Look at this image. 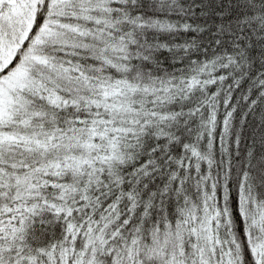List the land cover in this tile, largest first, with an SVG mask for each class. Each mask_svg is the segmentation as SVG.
Listing matches in <instances>:
<instances>
[{
    "label": "snow or ice",
    "instance_id": "snow-or-ice-1",
    "mask_svg": "<svg viewBox=\"0 0 264 264\" xmlns=\"http://www.w3.org/2000/svg\"><path fill=\"white\" fill-rule=\"evenodd\" d=\"M0 264H264V0H0Z\"/></svg>",
    "mask_w": 264,
    "mask_h": 264
}]
</instances>
